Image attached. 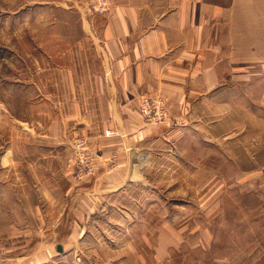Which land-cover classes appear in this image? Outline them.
Segmentation results:
<instances>
[{"label": "rangeland", "instance_id": "1", "mask_svg": "<svg viewBox=\"0 0 264 264\" xmlns=\"http://www.w3.org/2000/svg\"><path fill=\"white\" fill-rule=\"evenodd\" d=\"M32 4L0 0V254L59 227L62 209H50L48 188L68 194L98 173L89 140L71 139L74 126L65 131L63 122L65 110L86 103L89 83L63 82L59 73L71 68L82 26L68 25L64 10ZM110 6L89 24L102 30ZM232 37L233 54L248 57L192 112L174 115L165 96L140 98L156 138L139 154L140 176L110 178L124 189L67 243L71 258L56 253L53 264H264V39ZM146 100L161 121L143 117Z\"/></svg>", "mask_w": 264, "mask_h": 264}, {"label": "crops", "instance_id": "2", "mask_svg": "<svg viewBox=\"0 0 264 264\" xmlns=\"http://www.w3.org/2000/svg\"><path fill=\"white\" fill-rule=\"evenodd\" d=\"M23 1L33 8L43 3L49 10H64L70 15L68 25L78 20L82 35L70 49L71 68L59 73L63 82L89 83L80 96L86 103L72 105L78 110L73 114L65 110L63 122L65 131L74 126L71 139L89 140L97 178L68 194L48 188L50 209H62L54 219L59 227L34 237L21 250L0 254L25 264H53L56 253L71 258L67 243L82 238L108 195L124 189L110 178L124 183L140 176L135 172L139 154L156 140L139 114L140 98L165 96L174 115L192 112L202 95L230 79L233 64L248 57V51L233 54L232 34L264 39V0H111L102 30L89 24L85 0ZM102 19L97 17V23ZM101 179L107 184L98 185Z\"/></svg>", "mask_w": 264, "mask_h": 264}, {"label": "built area", "instance_id": "3", "mask_svg": "<svg viewBox=\"0 0 264 264\" xmlns=\"http://www.w3.org/2000/svg\"><path fill=\"white\" fill-rule=\"evenodd\" d=\"M85 4L87 5L86 10L88 17L93 22V19L106 15L109 8L110 0H87ZM152 107H155V105L151 103L150 100H146L145 108L142 111L143 117L147 118V120L149 119L151 123H157L161 121V118L164 115L161 113L160 115L158 112H154ZM109 134L113 135L112 132H110Z\"/></svg>", "mask_w": 264, "mask_h": 264}, {"label": "water", "instance_id": "4", "mask_svg": "<svg viewBox=\"0 0 264 264\" xmlns=\"http://www.w3.org/2000/svg\"><path fill=\"white\" fill-rule=\"evenodd\" d=\"M58 250L62 252L63 249L61 247H59Z\"/></svg>", "mask_w": 264, "mask_h": 264}]
</instances>
